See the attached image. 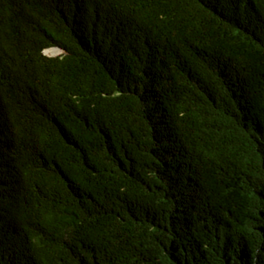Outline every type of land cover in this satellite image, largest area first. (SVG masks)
<instances>
[{"label":"trees","instance_id":"1","mask_svg":"<svg viewBox=\"0 0 264 264\" xmlns=\"http://www.w3.org/2000/svg\"><path fill=\"white\" fill-rule=\"evenodd\" d=\"M0 264H264V0H0Z\"/></svg>","mask_w":264,"mask_h":264},{"label":"clouds","instance_id":"2","mask_svg":"<svg viewBox=\"0 0 264 264\" xmlns=\"http://www.w3.org/2000/svg\"><path fill=\"white\" fill-rule=\"evenodd\" d=\"M53 49H55V48H53ZM57 49H59V48H57ZM49 50H52V49H49ZM60 50H61V49H60ZM46 51H47V50H46ZM46 51H45V52H46ZM45 52H44V54H45ZM61 52H62V50L60 51V53H61ZM60 53H59V54H60ZM52 57H56V56H52Z\"/></svg>","mask_w":264,"mask_h":264},{"label":"rangeland","instance_id":"3","mask_svg":"<svg viewBox=\"0 0 264 264\" xmlns=\"http://www.w3.org/2000/svg\"><path fill=\"white\" fill-rule=\"evenodd\" d=\"M63 54V52H61L60 54H58V55H56V56H60V55H62ZM45 55H47L46 53H45ZM47 56H49V55H47ZM50 57H52V56H50Z\"/></svg>","mask_w":264,"mask_h":264},{"label":"water","instance_id":"4","mask_svg":"<svg viewBox=\"0 0 264 264\" xmlns=\"http://www.w3.org/2000/svg\"><path fill=\"white\" fill-rule=\"evenodd\" d=\"M55 49H57V48H55ZM57 50L61 51L60 49H57Z\"/></svg>","mask_w":264,"mask_h":264}]
</instances>
